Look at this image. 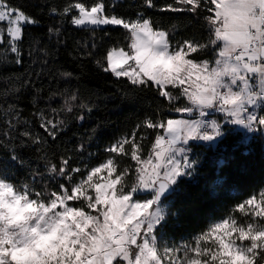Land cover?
I'll return each instance as SVG.
<instances>
[{
    "label": "snow or ice",
    "instance_id": "1",
    "mask_svg": "<svg viewBox=\"0 0 264 264\" xmlns=\"http://www.w3.org/2000/svg\"><path fill=\"white\" fill-rule=\"evenodd\" d=\"M44 4L50 16L93 34V42L84 45L88 49L97 47V28L125 30L128 43L108 47L96 64L116 78H127L136 92L154 91L167 101L169 115L146 117L136 126L156 132L147 155L141 143L147 137L133 130L110 144L107 158L98 165L82 169L71 164L70 156L54 162L42 155L43 169H30V182L24 183L12 181L7 168L0 167V264H264V189L233 209L244 220L222 217L180 244L164 242L158 232L175 214L164 201L197 172L199 161L190 158V141L216 147L227 126L264 138V0H141L144 9L188 13L207 31L206 36L175 41L176 25L164 27L143 12L135 18L117 15L104 0ZM38 24L22 6L0 0V68L23 63L25 28ZM47 31L49 39L61 35L59 26ZM27 47L30 57L35 53L47 64L46 46L33 37ZM92 50L86 55L93 56ZM4 80L11 87L0 91V118L9 130L4 135H11L22 122L18 105L5 106L6 94H18L32 81L17 83L13 76ZM59 95L64 97L60 108L34 114L53 141L67 123L60 114L86 107L76 103V91L65 89ZM181 98L187 102L177 104ZM216 114L222 120L211 118ZM18 135L34 145L47 142L27 127ZM124 158L135 163L121 166ZM9 159L21 167L27 163L15 153ZM130 172L135 180L129 184Z\"/></svg>",
    "mask_w": 264,
    "mask_h": 264
},
{
    "label": "trees",
    "instance_id": "2",
    "mask_svg": "<svg viewBox=\"0 0 264 264\" xmlns=\"http://www.w3.org/2000/svg\"><path fill=\"white\" fill-rule=\"evenodd\" d=\"M10 2L22 6L39 21L38 25L25 28L23 63L0 68V91L11 87L4 80L6 76L15 77L17 83L25 78L32 81L18 94H6L5 106L8 103L18 105L19 120L22 122L11 135H4L9 130L5 128V119L0 118V167L7 168L12 181L30 182V169L42 170L44 167L45 162L40 159L42 155H47L54 162H58L62 155L70 156L71 164L82 169L98 165L107 158L106 149L109 145L137 130L136 126L146 117L159 119L169 115L167 101L157 96L154 91L136 92L130 89L127 78H116L111 73L103 72L96 64L95 61L108 47L117 43H128L125 30L116 26L97 28V47L92 50L84 45L93 42V34L87 29L67 23L60 17L50 16L44 0ZM50 2L61 6L65 0ZM104 2L109 6V11L120 16L135 18L137 12H143L164 27L176 25L174 41L192 35H207L198 18L188 13H162L144 9L141 0ZM163 2L164 0H157L158 4ZM53 26L61 28V35H54L49 39L47 30ZM33 37L39 46L49 49L46 65L35 53L31 57L28 55L27 45ZM89 50L94 52L93 56L86 55ZM207 57H211V53ZM34 72H43V75L36 76L33 75ZM63 72H71L72 78H63L59 74ZM65 89L76 91L79 97L76 103L86 107L81 109L74 106L72 113L60 114V118L67 123L53 141L40 128L39 120L34 114L37 109L48 112L50 108H60L64 104V97L59 93ZM182 102L183 98L177 104L182 105ZM79 115H83L84 119H78ZM179 117L178 114H172V118ZM26 127L45 137L47 142L34 145L27 138H21L18 133L23 132ZM137 131L147 137L141 141L144 145L143 154L147 155L156 132L143 128ZM225 133L224 139L216 147L199 143L190 145L191 156L199 161L197 172L192 177L184 178L178 189L164 201L170 203V211L175 213L169 215L167 222L159 228L164 238L178 241L196 236L212 221L237 215V211H233L237 204L264 189V138L257 133L246 140L245 134L234 126H227ZM80 145L84 146L83 151L79 150ZM13 153L27 162L24 167L9 159ZM134 163L128 158L121 160V166ZM134 180L135 174L130 172L126 183L130 184ZM49 184L54 186L52 182Z\"/></svg>",
    "mask_w": 264,
    "mask_h": 264
},
{
    "label": "rangeland",
    "instance_id": "3",
    "mask_svg": "<svg viewBox=\"0 0 264 264\" xmlns=\"http://www.w3.org/2000/svg\"><path fill=\"white\" fill-rule=\"evenodd\" d=\"M102 27V26H101ZM187 101L183 98V102H182V104H185ZM179 116H180V114H178ZM180 118V117H179ZM211 118H213V119H218V120H222V117L219 115V114H217V115H214L213 117H211ZM242 131L241 132H243L244 134H245V137H246V140H249L252 136H253V134H248V133H246L243 129H241ZM195 143H199V142H197V141H190V145L191 144H195ZM201 144H204V145H207L208 144V142H200ZM190 158L191 159H193V157L191 156V153H190ZM106 173H101V175H105ZM147 197H142L141 199H146ZM164 204H165V206H168L169 207V205H170V203L169 202H164ZM237 218L238 219H240V220H244V219H246V217H243V216H241V214L237 211ZM158 232H159V234L162 236V238H163V241L164 242H167V243H175V244H180L181 242H186V241H191L192 240V238L194 237H191V238H189V239H181V240H178V241H173V240H169V239H166V238H164L163 237V235H162V233H161V231L158 229Z\"/></svg>",
    "mask_w": 264,
    "mask_h": 264
},
{
    "label": "crops",
    "instance_id": "4",
    "mask_svg": "<svg viewBox=\"0 0 264 264\" xmlns=\"http://www.w3.org/2000/svg\"><path fill=\"white\" fill-rule=\"evenodd\" d=\"M234 127H235V129L242 131L241 128H239V127H237V126H234ZM197 144H198V143H197ZM199 144H201V143L199 142Z\"/></svg>",
    "mask_w": 264,
    "mask_h": 264
},
{
    "label": "water",
    "instance_id": "5",
    "mask_svg": "<svg viewBox=\"0 0 264 264\" xmlns=\"http://www.w3.org/2000/svg\"><path fill=\"white\" fill-rule=\"evenodd\" d=\"M172 194H173V192L171 193V195H172ZM171 195H169L168 197H170ZM168 197H167V198H168Z\"/></svg>",
    "mask_w": 264,
    "mask_h": 264
},
{
    "label": "built area",
    "instance_id": "6",
    "mask_svg": "<svg viewBox=\"0 0 264 264\" xmlns=\"http://www.w3.org/2000/svg\"><path fill=\"white\" fill-rule=\"evenodd\" d=\"M217 115V114H216Z\"/></svg>",
    "mask_w": 264,
    "mask_h": 264
}]
</instances>
